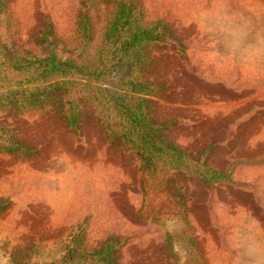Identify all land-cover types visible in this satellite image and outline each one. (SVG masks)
I'll use <instances>...</instances> for the list:
<instances>
[{
	"label": "rangeland",
	"instance_id": "rangeland-1",
	"mask_svg": "<svg viewBox=\"0 0 264 264\" xmlns=\"http://www.w3.org/2000/svg\"><path fill=\"white\" fill-rule=\"evenodd\" d=\"M119 1L168 26L142 68L163 86L148 116L227 180L158 185L167 159L147 175L131 135L110 139L130 92L132 20L104 35ZM0 264H264V0H0Z\"/></svg>",
	"mask_w": 264,
	"mask_h": 264
},
{
	"label": "trees",
	"instance_id": "trees-1",
	"mask_svg": "<svg viewBox=\"0 0 264 264\" xmlns=\"http://www.w3.org/2000/svg\"><path fill=\"white\" fill-rule=\"evenodd\" d=\"M132 3L117 2V6L114 10V18L109 26L106 27L104 35L108 36L114 31L118 25V19L122 16H129L132 20V25L129 26L128 40L124 41V47H119L120 53L116 58L119 66H126V72H128V81L126 84L130 87L128 93L129 102H124L122 98L117 99L115 103L116 107H120L122 111L117 110L120 114V121L122 122L123 133L112 130L108 133L110 139L124 140V137L131 135L132 139L125 141L132 151L136 152L140 156L142 168L146 171L147 175H153L151 172L153 163H150L153 156L159 157L161 161L167 159L169 166L161 168L160 179L157 180V184L170 185L175 183L178 177L186 179H195L204 182L205 184H211L216 182H223L231 175L230 171H223L214 168L208 163V155L204 158H196L189 152L184 151L183 148L178 147L172 143L167 137L166 132L172 125L171 121L157 123L154 122L149 115L148 98L152 95L159 94L163 90V86L150 83L148 84L141 77L142 68L148 64V58L146 51L155 46H164L168 44V37L164 36V32L168 30V26L162 19H156L149 22V25H142L139 19L143 16V9L139 5L130 6ZM126 20V19H125ZM115 52V51H114ZM128 56L129 60L123 59V56ZM54 51L50 52V55L46 56V60L50 61V66L54 65ZM65 65L72 64V60L61 62ZM66 82V81H65ZM64 83V82H63ZM59 90L64 89L61 86ZM59 90L54 91L52 100L57 97L58 101H62ZM75 103L67 98L63 104H61V110L65 112V120L68 126L73 129L77 128V120L79 116V110L76 105L80 99H74ZM36 101V98L35 100ZM40 102V100H37ZM59 103V102H58ZM39 105H43L40 102ZM70 125V123H74ZM116 134V135H114ZM117 135H120V137ZM7 151L11 152L13 149L15 152H22L27 154V149L19 142L9 139ZM13 147V148H12ZM147 154H144V153ZM149 167V169H148ZM148 169V170H147ZM176 188V186H175ZM175 188L167 190L171 192ZM167 192V193H168Z\"/></svg>",
	"mask_w": 264,
	"mask_h": 264
}]
</instances>
